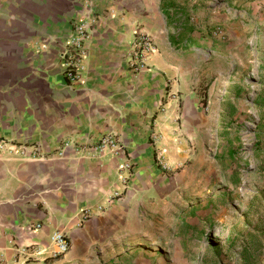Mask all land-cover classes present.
Wrapping results in <instances>:
<instances>
[{
    "label": "crops",
    "instance_id": "crops-1",
    "mask_svg": "<svg viewBox=\"0 0 264 264\" xmlns=\"http://www.w3.org/2000/svg\"><path fill=\"white\" fill-rule=\"evenodd\" d=\"M246 7L249 18L213 35L229 43L235 33L238 48L253 54L264 0ZM92 17L80 79L70 82L62 72L67 37ZM188 18L173 0H0V264H114L142 258L139 248L131 257L132 235L169 229L184 162L222 137L212 113L198 110L194 61L182 67L177 56L184 42L195 45L183 36ZM138 31L153 49L134 70ZM104 134L120 150L93 149ZM124 162L132 167L122 180ZM53 230L69 243L55 257Z\"/></svg>",
    "mask_w": 264,
    "mask_h": 264
},
{
    "label": "rangeland",
    "instance_id": "rangeland-1",
    "mask_svg": "<svg viewBox=\"0 0 264 264\" xmlns=\"http://www.w3.org/2000/svg\"><path fill=\"white\" fill-rule=\"evenodd\" d=\"M173 1L189 14L190 32L183 36L195 43L182 44L179 62L187 67L194 61L198 110L212 113V131L222 137L212 136L211 146L184 162L187 171L165 215L169 229L132 235L131 257L139 248L142 258H116L114 264H264V34L253 40V54L238 48L242 40L234 32L229 43L213 35L236 18H249L246 4L256 0ZM226 16L223 25L217 21Z\"/></svg>",
    "mask_w": 264,
    "mask_h": 264
},
{
    "label": "built area",
    "instance_id": "built-area-1",
    "mask_svg": "<svg viewBox=\"0 0 264 264\" xmlns=\"http://www.w3.org/2000/svg\"><path fill=\"white\" fill-rule=\"evenodd\" d=\"M93 19L94 17L79 20L74 23L71 33L67 37L68 48L65 51L66 55L63 62L62 72L70 82L78 81L80 79V59L84 53L83 46L85 41L88 39L90 25L93 22ZM152 49L153 43L149 35L143 31H138L131 44V57L129 61L132 69H142L145 66V59ZM2 143L3 141L0 140V149L2 148ZM91 147L96 149L98 152H102L104 149L115 151L120 150L121 144H119L116 138H114L111 134H104L101 135ZM131 167L130 163H123L122 169L126 172V174L122 177V180L125 179ZM163 168H165V166H163ZM87 215L88 210H82V218H85ZM36 226H38V224H36ZM49 240L51 243L49 255L51 257L64 253L69 247L68 239L62 231L53 230L49 234Z\"/></svg>",
    "mask_w": 264,
    "mask_h": 264
},
{
    "label": "trees",
    "instance_id": "trees-1",
    "mask_svg": "<svg viewBox=\"0 0 264 264\" xmlns=\"http://www.w3.org/2000/svg\"><path fill=\"white\" fill-rule=\"evenodd\" d=\"M232 154V153H231Z\"/></svg>",
    "mask_w": 264,
    "mask_h": 264
}]
</instances>
